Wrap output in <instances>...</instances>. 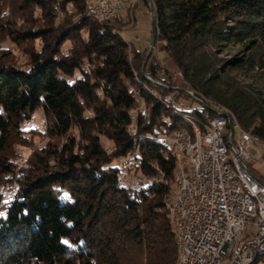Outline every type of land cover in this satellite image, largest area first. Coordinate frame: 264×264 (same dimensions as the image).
<instances>
[{"label": "trees", "instance_id": "obj_1", "mask_svg": "<svg viewBox=\"0 0 264 264\" xmlns=\"http://www.w3.org/2000/svg\"><path fill=\"white\" fill-rule=\"evenodd\" d=\"M150 1L158 50L179 83L157 62L142 73L146 52L128 53L123 19L92 18L91 0H0L4 41L40 40L23 68L0 44V188L18 173L14 197L0 194V264H177L165 183L176 187L179 164L162 136L191 132L188 117L201 125L225 109L264 145V0ZM59 12L70 17L55 22ZM38 21L44 26L16 28ZM184 90L211 109H177ZM39 109L49 142L16 171L12 144L37 132L21 125ZM100 137L112 143L110 155ZM129 154L132 166L112 165ZM123 170L163 182L125 187Z\"/></svg>", "mask_w": 264, "mask_h": 264}, {"label": "built area", "instance_id": "obj_2", "mask_svg": "<svg viewBox=\"0 0 264 264\" xmlns=\"http://www.w3.org/2000/svg\"><path fill=\"white\" fill-rule=\"evenodd\" d=\"M89 3L93 7L92 16L103 21L124 17L123 0H96ZM185 94L201 108L211 109L209 105H202L197 97L187 92ZM173 96L175 98V94ZM201 125L202 130L206 131V171H197L195 154L194 162H186L184 157L185 174L186 170H194V182H187V188L171 201L175 210L177 205H181L182 196H190V210L185 211L184 220L178 222L185 226L182 264L222 262L227 259L228 251H235V261L230 264H245L255 252L264 253V181L259 183L246 165V162L262 160L264 154L262 148L243 139L234 128V121L227 120L222 111L215 110V117L201 121ZM162 138L170 140L176 147L187 144L189 140L182 130ZM222 141H229L233 145V153L223 152ZM251 149L258 153L257 158L250 154ZM227 161L238 164L242 179H246V187L260 197L261 217H253L251 203L237 194V183L226 171ZM123 176L124 181L129 182L126 171H123ZM159 176V181L146 178L141 182H161L162 176ZM190 185H198V195H190ZM251 228L255 230L254 234L248 233Z\"/></svg>", "mask_w": 264, "mask_h": 264}, {"label": "rangeland", "instance_id": "obj_3", "mask_svg": "<svg viewBox=\"0 0 264 264\" xmlns=\"http://www.w3.org/2000/svg\"><path fill=\"white\" fill-rule=\"evenodd\" d=\"M151 8H152V5H151L150 0H123L122 9L124 12V17L122 18L123 19L122 22L118 24L117 26L120 27V35L128 45L129 54L133 49H136L139 51H145L147 55V51L149 49L150 42H151V14H150ZM34 17H38V14L35 13ZM57 17L58 18L55 19V22L62 20L63 14L59 12ZM68 17H70L69 14H67L65 18H68ZM65 18H63V20H65ZM77 20H78V17H75V16L71 17L72 22H77ZM36 22L34 23L30 22L28 25H25V26H23L22 24H17L16 28H19L20 25L21 27L31 28L33 26H39V25L42 26L44 24L41 21L40 22L38 21V23ZM84 35L85 33L82 32V36ZM4 40L5 39H4L3 34L0 33V44H3L4 47L9 48L10 50L9 52H6V55L8 56L6 57L5 60H7V62H9L11 65L18 67V68H23L26 66L28 62L27 53H31L33 50H39L40 48V40H35L33 42L20 43L19 45H16L12 42H5ZM69 46H70V42L65 43L62 46L61 54H67ZM149 58L147 60L148 61L147 72H149V68L151 66L152 61L157 62L159 65L165 66L166 68H168L174 77H176L177 75L176 78L178 79V83H179L180 75L173 71L174 67H173L172 62L162 52H159L157 43H155L154 48ZM145 60H146V57L144 59V62ZM84 67L87 68L88 65H85ZM75 76H78V73H75ZM143 77L149 83L153 82L150 78H147L144 75ZM146 85L147 84L144 82V86ZM189 91L191 90H184V92H189ZM191 95L194 96L193 94ZM176 107L177 109H182L183 112L188 113L189 115H193L191 111L200 110L201 108L200 105L190 100L189 98H182L180 105ZM45 127H46V117L44 116L43 112L40 109L35 111V113L31 116V119L28 122H24L21 125V129L23 131L27 132L30 130H37V132L33 134H24L21 136V139L14 140V143L12 144V147H11V153H12L11 161L15 165L16 171L26 169L27 161L30 159L33 152L45 147L48 144L49 141L44 135ZM69 135L77 136V131L72 130L70 131ZM99 139H100V144L103 150L106 152L107 155H110L111 152L113 151L112 143L103 137H100ZM22 141H24V143H22ZM63 143H64V138L59 140V144H63ZM20 144H23V145H20ZM166 145H168L171 148L169 143H166ZM255 145L258 148H262L261 151L264 154V145L262 143L259 144V142H257ZM172 153L174 156L173 151ZM250 154L254 158L258 157V153L253 149L250 150ZM132 160H133V156L129 154L126 159L114 160L112 162V165L123 169L128 166H132ZM246 165L254 177H256L257 179L264 180V157L262 158V160L256 161L254 163L246 162ZM123 171L127 172V176L129 177V182L133 184L132 186L129 182H125L124 176L122 174L121 180H123V184H124L123 186L129 187V188H135L138 186L137 188H139L141 184L143 183L145 184V182L144 181L141 182V180L146 179V178L139 179L137 178L138 176L131 173V171H127V170H123ZM17 174L16 176L5 177V180H4L5 184L2 185L0 188V194L4 200L9 201L15 195L17 185H16V182L12 180V178L13 179L14 177L17 178L18 177ZM158 178H160V176L156 175L154 177V180L157 181ZM165 184L169 185L170 193L176 190V188H174L173 178L170 181H167V183ZM249 232L251 234H254L255 230L251 228L248 231V233ZM257 254L262 255L264 253H257ZM253 258H254V254H253L252 260ZM230 262H232L231 258L227 257V259H224L220 264H230ZM259 262L264 263V256H263V259H261Z\"/></svg>", "mask_w": 264, "mask_h": 264}, {"label": "bare ground", "instance_id": "obj_4", "mask_svg": "<svg viewBox=\"0 0 264 264\" xmlns=\"http://www.w3.org/2000/svg\"><path fill=\"white\" fill-rule=\"evenodd\" d=\"M91 2H96V0H91ZM90 16L93 15V7L89 8ZM100 21L97 16H92ZM173 98L169 97L167 102H172ZM225 110V109H224ZM224 116L229 121H234V128L237 132L249 143L256 144L258 141L253 140L248 134H246L234 120V117L228 112L224 111ZM188 124L191 126V132L184 131V135L188 138V143L181 145V147H176L171 144L170 140H164L170 144L172 150L174 152L176 161L179 164V171L176 179V190L173 191V194L166 202V209L168 211V216L171 220V227L175 234V247L177 252V264H182V252L185 250V226L184 224H179L178 222H182L185 218V211L190 210V196H182L181 197V205H177L175 210H173L171 201L175 200L176 196H179L180 191H184L187 188V182H194V170H186L185 174V161L186 162H194V154H195V163L197 165V171H206V161H205V147L206 144V131L202 130V125H199L194 118H187ZM175 132L174 134L178 133ZM222 150L224 153H233V145L229 141H222ZM194 151V152H193ZM226 171L230 173L234 183H237V194H240L241 197L244 198L245 201L251 203V209L253 212V217H261V204L260 197L251 189L246 187V179H242V170L238 166V164L234 161L226 162ZM185 177V178H184ZM136 183V182H135ZM121 184H123V180H121ZM138 187V186H137ZM135 187V188H137ZM190 195H198V185H190ZM263 253V252H257ZM227 257L231 258L232 262L235 261V251H228ZM253 257V256H252ZM252 257L250 260H247L245 264H249L252 261ZM221 262H215L214 264H220ZM264 264V263H260Z\"/></svg>", "mask_w": 264, "mask_h": 264}, {"label": "water", "instance_id": "obj_5", "mask_svg": "<svg viewBox=\"0 0 264 264\" xmlns=\"http://www.w3.org/2000/svg\"><path fill=\"white\" fill-rule=\"evenodd\" d=\"M150 14H151V42H150L149 49L147 51L146 60L143 63V66H142V71H144V68H145V65H146V61L148 60L149 56L151 55L152 50L154 48V45L156 43V24H155L154 14H153L152 8L150 9ZM257 181L259 183H263V181L260 180V179H257Z\"/></svg>", "mask_w": 264, "mask_h": 264}, {"label": "crops", "instance_id": "obj_6", "mask_svg": "<svg viewBox=\"0 0 264 264\" xmlns=\"http://www.w3.org/2000/svg\"><path fill=\"white\" fill-rule=\"evenodd\" d=\"M262 180V179H261ZM262 181H264V180H262Z\"/></svg>", "mask_w": 264, "mask_h": 264}]
</instances>
